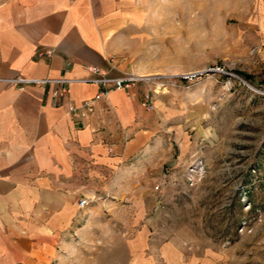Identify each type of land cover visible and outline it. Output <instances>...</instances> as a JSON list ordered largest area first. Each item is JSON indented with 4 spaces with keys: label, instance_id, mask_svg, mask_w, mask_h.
I'll use <instances>...</instances> for the list:
<instances>
[{
    "label": "rangeland",
    "instance_id": "374dc122",
    "mask_svg": "<svg viewBox=\"0 0 264 264\" xmlns=\"http://www.w3.org/2000/svg\"><path fill=\"white\" fill-rule=\"evenodd\" d=\"M145 9L132 62L167 77L143 85L176 95L173 134L200 135V157L178 164L173 145L159 179L139 165L77 215L48 264H264V0Z\"/></svg>",
    "mask_w": 264,
    "mask_h": 264
},
{
    "label": "crops",
    "instance_id": "0c3cea01",
    "mask_svg": "<svg viewBox=\"0 0 264 264\" xmlns=\"http://www.w3.org/2000/svg\"><path fill=\"white\" fill-rule=\"evenodd\" d=\"M164 1L0 0V79H87L90 66L107 71L112 56L122 71L146 74L132 62L133 43L148 24L145 7ZM104 91L78 83L68 98L54 100L37 86L20 92L0 82V264H48L89 207H79L82 198L106 201L141 164L165 178L173 145L178 164L200 157V135L173 134V92L158 95L149 111L143 84L106 97ZM88 100L95 112L73 119L68 101Z\"/></svg>",
    "mask_w": 264,
    "mask_h": 264
},
{
    "label": "built area",
    "instance_id": "2783aa9c",
    "mask_svg": "<svg viewBox=\"0 0 264 264\" xmlns=\"http://www.w3.org/2000/svg\"><path fill=\"white\" fill-rule=\"evenodd\" d=\"M52 53L53 51H46L45 54L49 56ZM119 65V58L117 56H112L107 59V71L102 70L99 66H90L88 69L91 72L92 77L87 79H72L64 75L63 77L58 79H31L18 77L12 79H0V82L15 86L20 92H24L28 86H37L46 91V93L49 94L54 100H59L68 98L71 93L72 85L78 83H90L102 86L105 91L101 93V96L106 97L108 92L110 91L124 90L130 92L136 85L146 84L150 86L157 81L162 82L167 78L163 75H140L133 72L122 71L119 68ZM70 66L71 63H68L66 73L68 72ZM193 77H196V75H185L181 79L186 80ZM160 85L163 86L162 83ZM158 88H156V90L152 89L146 91L143 95L142 105L147 110L152 111L155 109L154 97L158 94ZM67 109L71 117L77 121H84L88 119L96 110L94 100L85 101L80 105H77L72 101H68ZM202 164L203 162L201 161V159H199L198 163H196L192 168L198 170L199 167L202 166ZM88 205L89 202L87 199H81L79 202L80 208H85Z\"/></svg>",
    "mask_w": 264,
    "mask_h": 264
},
{
    "label": "trees",
    "instance_id": "16d2710c",
    "mask_svg": "<svg viewBox=\"0 0 264 264\" xmlns=\"http://www.w3.org/2000/svg\"><path fill=\"white\" fill-rule=\"evenodd\" d=\"M247 81L250 80L248 76L244 75L243 76Z\"/></svg>",
    "mask_w": 264,
    "mask_h": 264
}]
</instances>
